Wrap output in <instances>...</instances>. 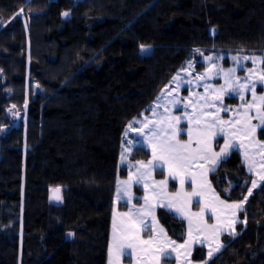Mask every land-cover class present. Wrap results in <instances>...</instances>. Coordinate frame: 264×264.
I'll list each match as a JSON object with an SVG mask.
<instances>
[{
    "label": "trees",
    "instance_id": "16d2710c",
    "mask_svg": "<svg viewBox=\"0 0 264 264\" xmlns=\"http://www.w3.org/2000/svg\"><path fill=\"white\" fill-rule=\"evenodd\" d=\"M24 3L0 0V19ZM27 10L28 28L0 24V264H108L124 131L196 51L263 55L264 0H33ZM150 159L136 147L134 161ZM253 178L237 150L210 174L223 200L247 199L237 234L210 260L196 246L194 261L264 264V181L249 196ZM157 215L170 238L187 239L185 220Z\"/></svg>",
    "mask_w": 264,
    "mask_h": 264
},
{
    "label": "rangeland",
    "instance_id": "374dc122",
    "mask_svg": "<svg viewBox=\"0 0 264 264\" xmlns=\"http://www.w3.org/2000/svg\"><path fill=\"white\" fill-rule=\"evenodd\" d=\"M33 2V0H25L24 5L21 7V9L12 17L11 19L5 21V19H0V24L4 27L8 25L13 19H21L23 21V24L26 28H28V21H29V13L30 10H27V6L30 5ZM65 17L69 16V13L67 15H64ZM146 53L150 52V48H147ZM245 56H256L257 63L253 64L251 59H244ZM205 57H212V60L209 61L205 59ZM233 57H236L234 60ZM264 57L263 55H256V54H246V53H211V54H205L203 51H196L194 54V57L187 61L186 64L180 69L171 79V81L168 83V85L161 91L158 97L160 99L153 102V104L150 106V110L148 113H145L142 117L134 119L130 125L131 127H127L126 130L123 133V142H122V150L119 160V170L121 171L123 168H127L128 175L127 177H119L117 182V189H116V195L114 200V209H113V225L117 226V228H126L129 226V223L135 225L136 230H140L142 226L139 224L138 220L135 218V212L138 209H142L145 207H151L152 209V215H146L144 218L151 222L153 227L156 229L153 233H148L144 231H139V238L140 240H147L149 236L153 237V240L155 245H163L165 252H170L172 259L164 260L161 258L159 260V264H168V262H172V264H199L196 263V261L193 260L192 254L196 246H203L205 244L209 245L214 249L216 247V241L212 239V234L210 231L206 230L202 233H198L197 227L200 225L201 227L204 225L207 226H213L214 224V216L212 215V206H215L216 212L221 211V206L215 201L213 197H211L210 189L209 187L212 186V182L210 180V174L213 172V170L216 169V167L219 165V163L227 158L234 150H237L242 160L244 161L246 167L249 170L248 164L246 163L245 159V148L244 147H238L236 149H230L229 155L226 157L220 159L215 165H213L211 162L206 161H200V164H203V168H199L196 164L192 166L191 169H189L188 173H180L178 178L173 180L169 176V167L166 163L163 161H155L153 160L152 156V148L148 144L147 139L141 135V132L148 133L149 129L155 126L157 128L159 127H165L168 128L169 125L175 124L176 127L181 129L191 128L193 130V143L192 147H196L195 144V138H196V128L198 127L197 124L193 122H189L190 116H194L199 111L203 110L205 112H211V113H217V107L216 105H221L223 107H227L230 111H219L218 117L227 122H232L237 119L241 118V114L244 111H250V115L255 117L257 109L248 110L246 107L242 108V104L247 103H256L259 106V101H253L252 93L251 92H245L244 97L245 99L242 101L238 95H233L228 87L225 85V73H227L231 69H235L234 72H232L231 80L234 82L236 80H239L240 82H244L245 80H248V82L251 84L252 82H256L255 86V93L256 96L259 97L261 95H264V83H260V76L262 73H264V63H260L259 58ZM212 64H215V67H212ZM197 75H200L202 77H205V79L202 80H196L195 77ZM207 77H211V79H207ZM175 78V79H174ZM189 81L191 83H189ZM208 84L211 85L210 88H205L204 85ZM221 86H224L225 90L223 94L216 91L217 89H220ZM35 90H38V87L35 85ZM217 96L220 97V99H217ZM203 97V99L201 98ZM173 98H175V103L173 102ZM207 101L208 105H214L212 107H203L201 109V106L205 105V102ZM152 109H155V112L152 111ZM176 117H179V122L177 123ZM204 119H214V117L206 116L201 118V127L203 126V120ZM14 122H17L16 117H14ZM147 123L148 127H143V125ZM252 124H258L259 121L256 119H253L251 121ZM235 127H240V125H235ZM171 129L169 128V131ZM213 132H218V129H213ZM234 131V129H229V136L230 139L236 143L237 145L243 144L245 146L249 145V140L244 139L241 135L237 134L235 136H231V132ZM179 139L181 141H187L189 139L186 132H182L179 136ZM255 139L264 142V128H257L255 133ZM208 143L211 147V150L213 152H219L220 148L224 146V139L219 135H209L208 136ZM143 146L151 153V161L155 165L156 163H159L161 167L155 168L154 171L151 172V175L146 177V182L148 185H152L153 182H158L160 180H164L167 182V187L165 189L166 195L162 197V201L165 204L168 203H174L175 201H169L168 197L171 196L173 193H190L192 191L191 186V180H192V173H205V175H196L195 179L197 182V186L204 184V194L202 196L193 197V202L190 204L185 205V211L183 213V216L186 217V219L189 221V218L192 220V230H191V236L189 239L183 241V242H177L170 238V236L167 233V230L162 226V224L159 222L157 210L160 208L159 204L160 201L157 200L153 196L154 191L160 190V185H156L155 189L152 187H149L147 189L143 186V181L138 184L136 183L137 177L139 176L140 172H147L149 171V168H145L143 165L147 164L148 162L143 161L142 163L136 162L133 160V155L135 152L136 147ZM218 146H221L218 148ZM247 150L249 153H253L258 151L256 147H247ZM123 156V159H122ZM250 159L255 162V167L250 171L253 174V181H256L257 187L252 188V192L254 189L258 188L264 181V179L261 178V173H264V168L260 167V163L262 161V156H251ZM149 160V161H150ZM141 162V161H140ZM146 162V163H145ZM139 169V171H137ZM164 171L166 174V177L159 178L160 171ZM184 180L183 188H181L180 180ZM124 182L128 183V193L124 194L120 190L124 187ZM175 182L177 185V188L175 190L171 189V183ZM206 182V183H205ZM136 187H139L142 191V195L139 196L137 193ZM145 196L148 197L147 205L145 203ZM140 200L138 203L137 200ZM196 200L200 201L199 206L195 203ZM127 205L128 208L126 210H122L121 206ZM179 206V205H177ZM207 206V210L204 212L203 220L202 222L197 218L191 216L193 213H199L201 211V208H205ZM166 208V207H163ZM169 209V208H168ZM243 204L241 209H232L233 213L236 212L237 214V223L241 221L240 219V213L243 211ZM174 210V209H173ZM125 213H130L129 215H125ZM180 214V213H179ZM213 217H212V216ZM220 221V219H219ZM236 226V229H235ZM163 229V233H161L158 229ZM233 230H237V225H233V227H230ZM235 232V231H234ZM221 236L222 233L220 234ZM220 235H218V241L222 244ZM236 235V234H235ZM112 242H110V247L113 244V228L111 233ZM167 240L175 241L176 245L179 244H185L184 248H177L176 251H172V249L175 247V245H170L167 243ZM143 248V245H140L137 250L132 254L131 258L128 256H123L119 258V264H149V261L145 259L146 253L141 250ZM126 251L131 252V249H126ZM158 254V253H157ZM176 255V257H175ZM110 259L115 260V257H111L109 255V261L108 264H110ZM128 259V260H127ZM177 259V260H176ZM151 264H156L155 260L151 261ZM170 264V263H169Z\"/></svg>",
    "mask_w": 264,
    "mask_h": 264
},
{
    "label": "snow or ice",
    "instance_id": "6c2138e0",
    "mask_svg": "<svg viewBox=\"0 0 264 264\" xmlns=\"http://www.w3.org/2000/svg\"><path fill=\"white\" fill-rule=\"evenodd\" d=\"M67 15V13H65ZM142 51H147V48L144 46H141ZM205 59L211 61L212 57H205ZM235 60L236 57H233ZM244 59L248 60L251 59L253 64L257 63V57L256 56H245ZM260 63H264V57L259 58ZM212 67H215V64H212ZM235 69L229 70L227 73H225L226 79H225V85L228 87L230 92L233 95H238L239 98L243 101L245 99L244 93L245 92H251L253 101L258 100L259 106L254 103H247L242 104V108H247L248 110L257 109L255 117L250 115V111H244L241 114V118L237 119L232 122L223 121L218 117L219 111H230L227 107L221 105H216L217 107V113H211V112H205L203 110L196 113L194 116H190L189 122H195L197 124L196 128V138H195V144L196 147H192L193 143V130L191 128L181 129L175 126V124H171L168 126V128L165 127H159L157 128L155 124L152 128L149 129L148 133L141 132V135H143L147 141L150 147L152 148V156L153 160L155 161H163L166 163L169 167V176L171 179L175 180L178 178L180 173L187 174L189 169L192 168L194 164H196L199 168H203L204 165L200 164V161H206L211 162L213 165H215L220 159L226 157L229 155L230 149H236L238 147H244L245 148V159L246 163L248 164L249 170L251 171L256 165L255 162L250 159L251 156H262V161L260 163V167L264 168V142H260L255 139V133L257 128H264V95H261L259 97L256 96L255 93V86L256 82H252L251 84L248 82V80H245L243 83L239 80L232 81L231 75L232 72H234ZM175 79V78H174ZM196 80H202L205 79V77H202L200 75H197L195 77ZM207 79H211V77H207ZM260 83H264V73L260 76ZM189 83H191L189 81ZM204 87L210 88L211 85L205 84ZM225 88L224 86H221L220 89H217L216 91L223 94ZM203 99V97H201ZM158 100L160 97L157 98ZM217 99H220L219 96H217ZM173 102L175 103V98H173ZM214 105H208L207 101L205 102V105L201 106V109L203 107H212ZM153 112H155V109H152ZM211 116L214 117V119L203 120V126L201 127V118ZM177 123L179 122V117L175 118ZM253 119H256L259 121L258 124H252L251 121ZM235 125H240V127H235ZM132 125H129L131 127ZM143 127H148L147 123L143 125ZM169 128L171 129L169 131ZM213 129H218V132H213ZM229 129H234V131L231 132V136H235L237 134L241 135L244 139L249 140V145L245 146L243 144L237 145L234 143L229 136ZM182 132H186L189 139L187 141H181L179 139V136ZM219 134L224 139V146L220 148L219 152H213L211 150V147L208 143V136L209 135H217ZM256 147L258 151L249 153L247 150V147ZM123 159V156H122ZM142 163L143 162H139ZM145 168H149V171L147 172H140L139 176L137 177L136 183L140 184L142 181L143 186L145 189L152 187L155 189L156 185H160L159 191H154L153 196L157 198V200L160 201L159 206L160 207H166L169 209H174L176 212L183 215L185 211V205L190 204L193 202V197L202 196L204 194V184H201L197 186L196 182V175H205V173H192V180H191V186L192 191L190 193H173L171 196L168 197L169 201H175L174 203H168L165 204L162 201V197L166 195L165 189L167 187V182L164 180H160L158 182H153L152 185H148L146 182V177L151 175V172L155 170L157 167H161L159 163H156L155 165L150 160L147 164L143 165ZM139 171V169L137 170ZM261 178L264 179V173H261ZM181 188H183L184 180H180ZM206 183V182H205ZM252 188L257 187L256 181H252ZM252 188L248 189V195H252ZM55 192H59L60 189H55ZM122 193L127 194L128 193V183L124 182V187L120 190ZM58 198V197H57ZM217 200H219V197H216ZM245 200L247 197L244 198ZM148 197L145 196V203L147 205ZM195 203L199 206L200 201L196 200ZM221 205L224 204L223 201H219ZM243 204V201L236 204H230V205H224L225 208H231V209H241ZM179 205V206H177ZM207 210V206L205 208H201V211L199 213L191 214V216L197 217L201 222L203 220L204 212ZM130 213H125V215H129ZM146 215H152V209L151 207H145L142 209H138L135 212V218L138 220L139 224L142 226L140 230L135 229V225L131 222L129 223V226L126 228H117V226L113 225V244L109 249V255L111 257H115V260L110 259V264H119V258L123 256H128L131 258L132 254L137 250V248L140 245H143V248L141 250L146 253L145 259L149 261V264H151L152 260L156 261V264H159V260L163 258L164 260H170L172 259L170 252L164 251L163 245H153L155 244L153 237L149 236L147 240H140L139 238V231H144L148 233H153L156 231V229L153 227L152 223L147 221L144 217ZM212 215L216 217L217 221H219L220 217L216 214L215 206H212ZM235 215V213H233ZM236 221L233 220L232 223L234 224ZM191 224L192 220L189 218V235L191 236ZM210 231L212 234V239L216 241V247L214 249H211L208 252L209 258L213 256L214 253H218L221 251L223 245L218 241V235L221 231V228L218 225L213 226H200L198 225L197 231L198 233H202L204 231ZM161 233H163V229L159 230ZM231 234V231L229 232ZM167 243L170 245H175V247L172 249V251H176L177 248H184L185 244H179L176 245L175 241L167 240ZM126 249H131V252L126 251ZM158 253V254H157Z\"/></svg>",
    "mask_w": 264,
    "mask_h": 264
},
{
    "label": "crops",
    "instance_id": "0c3cea01",
    "mask_svg": "<svg viewBox=\"0 0 264 264\" xmlns=\"http://www.w3.org/2000/svg\"><path fill=\"white\" fill-rule=\"evenodd\" d=\"M140 162V161H139ZM141 162H143V161H141ZM146 163V162H145ZM209 189H210V193H211V197H213L214 199H215V201H217V203L221 206V211H220V213L219 212H216V214L220 217V221H217V219H216V217L214 216H212L213 218H214V224L215 225H218L220 228H221V231H220V233H219V235L222 233V235L224 236V235H226V234H229V232L231 231V234L232 235H235V234H237V230H233L232 228H230V227H233V225H237L238 223H237V220H238V218H237V214H236V212H234L235 213V215H233V211H232V209L231 208H225L224 207V205H230V204H236V203H240V202H235V203H230V202H227V201H225V200H223L220 196H219V194L216 192V190H215V188L213 187V185L211 186V187H209ZM255 190V189H254ZM253 190V191H254ZM253 193V192H252ZM216 197H219V200H217L216 199ZM219 201H223L224 202V204L223 205H221L220 203H219ZM245 203H246V201L244 200L243 201V209H244V207H245ZM166 209H168V208H166ZM242 209V210H243ZM168 210H170L172 213H174L177 217H179V218H181V219H183V220H185V222H186V226H187V231H188V237H187V239H189V237H190V235H189V232H190V229H189V221L186 219V217L185 216H183V215H181V214H179L178 212H176L175 210H173V209H168ZM194 214V213H193ZM194 218H195V216H193ZM233 220H235L236 222L233 224L232 223V221ZM240 222V221H239ZM158 229H160L159 227H158ZM235 229H236V226H235ZM191 230H192V225H191ZM235 231V232H234ZM223 236H221L220 235V239H221V242H222V245H223V241H222V237ZM186 239V240H187ZM111 242H112V238H111ZM203 246H205V247H207V249H208V252H209V250H210V246L209 245H207V244H205V245H203ZM224 246V245H223ZM223 248V247H222ZM211 249H212V247H211ZM222 250V249H221ZM219 253V252H218ZM218 253H214L213 254V256L211 257V258H209V256H208V260H210V259H212L213 257H215ZM192 255H193V253H191ZM175 257H176V255H175ZM177 260V259H176ZM196 263H199V264H206V262H196Z\"/></svg>",
    "mask_w": 264,
    "mask_h": 264
},
{
    "label": "water",
    "instance_id": "95a60500",
    "mask_svg": "<svg viewBox=\"0 0 264 264\" xmlns=\"http://www.w3.org/2000/svg\"><path fill=\"white\" fill-rule=\"evenodd\" d=\"M2 76V74L0 73V77ZM19 120H20V116L18 115L17 116V122H16V124H18L19 123ZM60 189V191L57 193V192H55L54 190L55 189ZM52 197H53V202L55 203V204H61L62 202H63V193H62V188H60V187H56V188H54L53 189V193H52ZM58 197V198H57Z\"/></svg>",
    "mask_w": 264,
    "mask_h": 264
}]
</instances>
